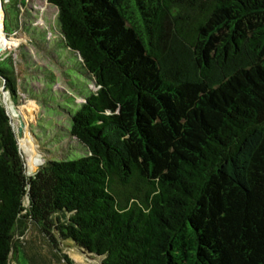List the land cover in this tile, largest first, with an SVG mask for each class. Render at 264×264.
Instances as JSON below:
<instances>
[{"label": "trees", "instance_id": "1", "mask_svg": "<svg viewBox=\"0 0 264 264\" xmlns=\"http://www.w3.org/2000/svg\"><path fill=\"white\" fill-rule=\"evenodd\" d=\"M48 2L53 37L28 0H3L6 30L13 5L43 52L34 34L76 56L66 133L84 155L28 174L0 101V264L31 228L65 264L66 242L100 264H264V0Z\"/></svg>", "mask_w": 264, "mask_h": 264}, {"label": "rangeland", "instance_id": "2", "mask_svg": "<svg viewBox=\"0 0 264 264\" xmlns=\"http://www.w3.org/2000/svg\"><path fill=\"white\" fill-rule=\"evenodd\" d=\"M0 2L3 4V0ZM22 8L24 15L30 12L29 22L49 30V37L58 32L57 8L48 0H28L27 6ZM6 9L9 30H6L5 15L1 24L0 59L15 71L18 95L14 98L0 78V101L20 138L30 174L46 160L75 159L84 155V151L78 149L76 139L67 137L66 129L70 128L71 112L75 108L73 97L86 90L88 79L76 67V56L57 39L46 40L41 33L34 34V40L46 46L47 50L43 52L22 25L16 27L24 16L19 19V12L13 5H6ZM89 86L96 88L92 82ZM15 245L17 253L13 264H65L52 257L39 233L32 228L23 235L17 233ZM63 248L75 264H100L99 257L89 255L69 242L64 243Z\"/></svg>", "mask_w": 264, "mask_h": 264}, {"label": "water", "instance_id": "3", "mask_svg": "<svg viewBox=\"0 0 264 264\" xmlns=\"http://www.w3.org/2000/svg\"><path fill=\"white\" fill-rule=\"evenodd\" d=\"M3 12H4V17H5V15H6V12H5V9H4V7H3ZM8 112V111H7ZM19 137H18V146H19V151H20V153L22 154V156H23V151H22V148H21V145H20V142H19ZM25 165H26V162H25Z\"/></svg>", "mask_w": 264, "mask_h": 264}, {"label": "bare ground", "instance_id": "4", "mask_svg": "<svg viewBox=\"0 0 264 264\" xmlns=\"http://www.w3.org/2000/svg\"><path fill=\"white\" fill-rule=\"evenodd\" d=\"M0 4H1V7H3L2 2H0ZM3 29L5 30V23L4 22H3ZM32 160H34V158Z\"/></svg>", "mask_w": 264, "mask_h": 264}]
</instances>
